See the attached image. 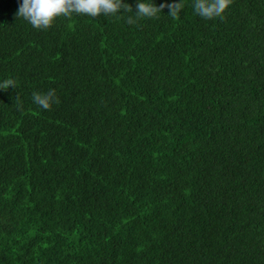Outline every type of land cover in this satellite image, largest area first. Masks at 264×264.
<instances>
[{
    "label": "trees",
    "instance_id": "16d2710c",
    "mask_svg": "<svg viewBox=\"0 0 264 264\" xmlns=\"http://www.w3.org/2000/svg\"><path fill=\"white\" fill-rule=\"evenodd\" d=\"M21 2L0 0V80L17 82L0 90V264H264V0L43 30Z\"/></svg>",
    "mask_w": 264,
    "mask_h": 264
},
{
    "label": "clouds",
    "instance_id": "9594fccd",
    "mask_svg": "<svg viewBox=\"0 0 264 264\" xmlns=\"http://www.w3.org/2000/svg\"><path fill=\"white\" fill-rule=\"evenodd\" d=\"M231 5V0H193L194 14L205 20L223 18L224 13ZM184 0H174L171 4L156 5L154 0H137L135 11L125 3V0H22L19 4L17 16L27 21L33 28L43 30L51 27L59 17L72 18L75 16H87L95 18L124 17L128 12L133 15L126 17L129 25L137 23L141 19L158 18L165 7L169 9L168 16L176 17L182 11ZM17 88L14 78L0 80V90L7 91ZM19 99V96H17ZM32 101L43 110H49L54 103H58L55 89L47 92H34Z\"/></svg>",
    "mask_w": 264,
    "mask_h": 264
}]
</instances>
